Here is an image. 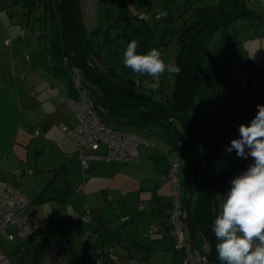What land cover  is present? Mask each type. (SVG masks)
Instances as JSON below:
<instances>
[{"label":"rangeland","instance_id":"374dc122","mask_svg":"<svg viewBox=\"0 0 264 264\" xmlns=\"http://www.w3.org/2000/svg\"><path fill=\"white\" fill-rule=\"evenodd\" d=\"M245 1L247 9L260 14L262 19L240 16L233 22L221 19L211 26L204 84L196 97L199 109L192 112L202 124L224 126L227 145L238 135L239 124L247 123L255 115L256 105L264 103V0ZM226 2L81 0L88 28L98 29L93 39L99 57L102 44L103 55L106 52L113 59L118 56V72L132 80L135 75L122 62V50L129 41L138 42V53L155 47L165 62L176 61L178 37L195 20V11ZM53 30L51 14L42 7L31 10L22 0H0V179L12 183L31 200L28 213L40 221L37 232L58 230L72 240L73 264H86V261L87 264H181L177 262L182 260L183 251L178 248L172 230L155 216H149L154 197L160 191L171 196L172 183L165 177L163 162L167 159L169 162V156H179L182 164L185 161V155L173 150L168 140L148 135L138 126L103 120L113 128L142 135L156 154L140 163L139 159L103 160L100 163L105 175L101 177L107 178V183L102 191L87 189L88 172L84 191H77L84 179L81 170L67 158L66 136L76 145L63 130L64 125L55 119V112L50 115L44 107L49 101L56 107L68 106L74 113L62 101L69 98L73 86L65 73L55 74L51 65ZM105 32L112 35L114 44L104 42ZM9 39L11 45L6 44ZM103 55V62L112 63ZM92 60L100 65L95 58ZM140 79L142 87L152 91L159 101L172 95L176 82L175 75L165 73L160 78L159 90L153 91L151 77ZM45 117L50 120L48 123ZM247 163L235 153L226 155L228 181ZM19 170L34 173L19 176ZM96 175L100 176V169ZM196 199L195 195L193 204ZM222 200L223 196L219 195L217 212ZM139 207L145 211L139 212ZM88 208L92 221L86 224L82 216ZM53 215L57 218L51 223ZM154 223L160 231L151 233L150 225ZM8 231L16 239L9 240L5 233L0 234V249L15 264L68 263L69 258L62 254L60 246L45 243L41 234L23 240L16 226L10 225ZM85 232H89L88 239ZM209 248L208 243L203 245V250Z\"/></svg>","mask_w":264,"mask_h":264},{"label":"trees","instance_id":"16d2710c","mask_svg":"<svg viewBox=\"0 0 264 264\" xmlns=\"http://www.w3.org/2000/svg\"><path fill=\"white\" fill-rule=\"evenodd\" d=\"M22 1L31 10L42 7L50 12L54 23L52 48L49 52L52 68L60 75L65 73L72 86L75 76L72 69L80 68L102 120L138 126L148 135L155 134L168 140L173 150L185 155L188 167L182 169L180 178L182 188L184 186L185 189L184 204L188 210L191 237L194 244L202 250L203 245L208 243L209 250L203 251L208 253L210 261L219 264L212 223L218 214V196L224 194L229 187L227 181L230 173L226 169L224 152L227 146L225 127L220 124H202L192 116V112L199 109L196 97L204 84L211 26L221 19L230 23L240 16L252 20H261L262 16L248 10L245 0H227L220 6L197 9L195 20L178 37L175 63L180 66L181 72L175 75L174 91L165 101H159L154 98L152 91L142 85L137 87L134 80L121 75L117 70L119 57L113 59L106 52L103 55L102 44L99 57L98 46L93 39L98 29L88 28L81 0ZM104 42L110 45L115 40L105 32ZM115 52L119 55L117 49ZM102 55L110 58L112 63L103 62ZM92 58L100 65L95 64ZM70 93L74 95V86ZM195 195L197 199L193 204ZM163 205L167 209L160 222L164 220L170 229L171 200ZM50 222L52 223V219ZM35 234H41V240L45 243L60 246L62 254L69 258L67 264H73L74 246L70 238L64 237L58 230L43 233L36 231L33 235ZM36 257L39 262V256ZM177 263L182 264V260Z\"/></svg>","mask_w":264,"mask_h":264},{"label":"built area","instance_id":"2783aa9c","mask_svg":"<svg viewBox=\"0 0 264 264\" xmlns=\"http://www.w3.org/2000/svg\"><path fill=\"white\" fill-rule=\"evenodd\" d=\"M25 32L22 29L21 33ZM7 45L12 44V39L6 41ZM66 62H67V58ZM73 73L74 95L68 99H62L73 109L77 123L74 126H63V130L75 143V151L80 161L84 177L86 170L92 162L98 161H137L140 157L139 148L142 144L148 143L142 135L113 128L105 123L98 115L94 98L91 95L87 84L84 82L83 73L80 68L75 67ZM39 134V131L36 132ZM170 167L166 177L172 183L171 188V209L169 213L170 229L176 239L179 249L184 252L182 264H216L210 261L207 252L197 247L191 237L188 225V210L184 204L183 188L180 174L182 169L188 167V163H181L179 156L170 157ZM33 170H19L18 175L33 174ZM85 181L79 184L77 191H84ZM31 200L16 186L0 179V234L5 233L9 240H15L13 233L8 231L10 225L17 227V232L23 240L32 236L38 229L40 221L37 217L28 213ZM53 215L51 219H56ZM84 223L92 221L90 208L82 216ZM159 231L158 224L150 225V232ZM89 232H85L88 239ZM90 236V235H89ZM0 264H15L14 261L0 249Z\"/></svg>","mask_w":264,"mask_h":264},{"label":"clouds","instance_id":"9594fccd","mask_svg":"<svg viewBox=\"0 0 264 264\" xmlns=\"http://www.w3.org/2000/svg\"><path fill=\"white\" fill-rule=\"evenodd\" d=\"M137 48L138 42L131 40L122 50L123 66L131 69L137 87L142 83L140 77L147 76L157 91L165 73L180 74V66L165 62L158 48L146 53H138ZM237 131L224 152L249 163L228 181L213 220L217 259L219 264H264V103L256 105L255 115L239 124Z\"/></svg>","mask_w":264,"mask_h":264},{"label":"crops","instance_id":"0c3cea01","mask_svg":"<svg viewBox=\"0 0 264 264\" xmlns=\"http://www.w3.org/2000/svg\"><path fill=\"white\" fill-rule=\"evenodd\" d=\"M55 73V71H53ZM56 74V73H55ZM71 90H69V95H71ZM46 107V109L44 108ZM43 107V109H45L46 111H48V113H50V115L55 112V119L58 121V123H61L63 125H69V126H74L77 123V118L75 116V113H73L68 106L65 105H58V107H56L55 105H53L51 102H45V106ZM61 107V108H60ZM50 120L47 119L45 117V122L48 123ZM48 134V132H47ZM65 143V151L67 153V158L71 159V161L73 162V166L78 167L81 172V178L83 176V179L85 181V177L88 175V183H87V189L92 192V191H97L100 190L102 191V189L104 188L105 184L107 183V178L102 179L101 175H105L104 172V167L102 165V163H100L101 161L98 162H92L90 164L89 169L86 170L85 173V177L82 171V168L80 166V161L78 159L77 154L75 153V147L73 146L72 142L70 141V139L66 136V138L64 139ZM151 144L149 143H144L140 146L139 148V152H140V157H139V163L141 161H143L144 159L147 158H151L153 157L156 153L151 149ZM163 161L164 159L161 158ZM69 166V165H68ZM165 170V177L167 175V171L170 167V161L168 162V159L163 162V166ZM100 169V176H97L96 174L99 172ZM88 172V174H87ZM26 175V174H24ZM21 176V175H19ZM23 176V175H22ZM10 183V182H9ZM12 184V183H11ZM100 186V188H98ZM161 194L156 195L154 197V208L153 211L150 213L149 216H155L156 219L162 220V214H164V211L167 209V207L163 204L169 202V200H171V196L169 194L165 195L164 192L160 191ZM142 195L139 196V198H141ZM32 204V203H31ZM160 210V211H159ZM143 212L145 211V208L142 210ZM140 210L139 207V212H142ZM161 224H164L167 227V224H165V221L163 220V222ZM160 229V227H159ZM84 230V227L82 228V231ZM160 231V230H159ZM166 236V233H164Z\"/></svg>","mask_w":264,"mask_h":264},{"label":"bare ground","instance_id":"6f19581e","mask_svg":"<svg viewBox=\"0 0 264 264\" xmlns=\"http://www.w3.org/2000/svg\"><path fill=\"white\" fill-rule=\"evenodd\" d=\"M74 81H72V83H73ZM73 86H74V83H73Z\"/></svg>","mask_w":264,"mask_h":264}]
</instances>
